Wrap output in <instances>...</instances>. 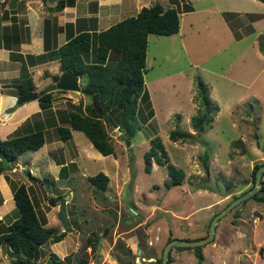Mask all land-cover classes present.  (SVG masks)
<instances>
[{"label": "rangeland", "instance_id": "rangeland-1", "mask_svg": "<svg viewBox=\"0 0 264 264\" xmlns=\"http://www.w3.org/2000/svg\"><path fill=\"white\" fill-rule=\"evenodd\" d=\"M26 1L31 2L22 0L19 5H25ZM4 2L0 0V6ZM67 2L72 4L75 0ZM154 2L164 7L173 5L172 2L180 8L191 6L194 13L183 12L176 34L148 36L143 79L149 103H139L142 117L136 116L140 128L133 136L124 137L119 126L105 123L113 154L101 155L81 131H74L72 140L60 141L59 149L47 152V146L59 140L57 128L69 126L64 123L67 112L80 103L91 104L92 100L80 90L53 91L51 109L32 116L31 124L4 138L41 130L38 116L43 113L50 116L46 124L49 119L53 121L44 132L46 145L40 151H26L18 156L17 166L0 175V184L7 183L11 192L7 177L27 185L35 211L45 227L61 226L57 215L61 202L65 204L70 224L64 230L67 238L73 236L75 244L66 255L70 257L68 262L63 259L61 264L81 261L82 264H119L127 259L131 263L134 260V264H155L147 259L153 256L156 260L161 256L168 237L192 241L207 236L212 218L234 197L255 186L251 177L254 164L264 163V53L259 50V45L264 43V13L259 22L253 20L264 12V3L258 0H142L145 6ZM111 20L112 24L117 21ZM100 26L104 28L105 23L102 21ZM73 27L71 23L68 25V35L73 34ZM14 58L20 60L21 56L14 55ZM85 60H95L94 47ZM47 75L46 72L43 76L35 74L39 84L37 92L51 83ZM199 80L204 82L209 94L208 109L213 121L205 132L196 134L191 118L204 111ZM17 81L18 78L10 83ZM84 84L85 78L80 77L81 89ZM3 88L4 93H17L16 84L14 91ZM172 130L196 134L197 140L173 141L169 137ZM3 132L0 131V139ZM154 137L163 144L169 161L183 170L180 185L166 188L164 183L171 180L166 165L158 166L152 160L151 172L144 170L143 155ZM51 144L55 146L54 142ZM28 171L40 181L32 180ZM63 172L67 173L64 182ZM99 172L108 176L105 190L97 189L88 180ZM261 178L264 181V174ZM52 196L58 199L56 206L49 205ZM258 196L264 197V190ZM1 201L0 195V206ZM4 201L14 205L7 196ZM13 208L14 212L6 214L8 207H0V232L6 231V226L18 216L15 205ZM134 237L140 241L146 260H142L138 249L130 247ZM100 238L103 248L96 258ZM119 242L130 249V255L124 254L126 248L119 249ZM40 250L42 256L49 255L48 243L40 246ZM201 251L203 264H264V201L249 198L233 207L218 220L213 240L202 246ZM171 255V264H197L191 247L172 248ZM20 258L7 243L0 246V264H19L16 261ZM39 262L49 264L50 257L41 261L39 258Z\"/></svg>", "mask_w": 264, "mask_h": 264}, {"label": "trees", "instance_id": "trees-1", "mask_svg": "<svg viewBox=\"0 0 264 264\" xmlns=\"http://www.w3.org/2000/svg\"><path fill=\"white\" fill-rule=\"evenodd\" d=\"M67 1L57 0L56 4L49 8V11L57 12L62 10L66 5L71 4ZM258 1L264 3V0ZM172 3L176 4V2ZM189 11H192L191 6H186L185 8H180L177 5L175 7H164L154 2L149 6H143L135 16L125 17L99 32L81 31L75 36L68 35L69 39L67 42L55 50L51 58L59 59L61 72H72L78 77L85 78L81 93L85 97L90 98L92 102L90 105L85 106L80 103L75 106L76 108L73 111L67 112V121H64V123H68L69 126H59L57 128L59 139L67 141L72 137L71 130L81 131L101 155L107 156L114 153V147L106 132L105 123L112 127L119 126L125 134L124 137L133 136L136 129L140 128L136 122V116L139 114V103L140 101L149 103L143 79L148 36L150 34H176L180 27L179 14ZM262 15L257 14V17L253 20L260 19ZM239 37L237 36V38ZM93 47L95 60L86 61L85 56H88ZM259 47V50L264 53V43H261ZM59 76V74H54L52 81L56 82ZM203 85L204 82L199 80L198 87L204 111L201 115L191 118V125L196 134L205 132L207 127H211L213 121V114L208 109L210 103L209 94ZM34 91H36V87L32 77L24 68L16 84V95L19 97ZM52 100V92L38 97L37 101L41 111L44 112L51 109ZM98 109L100 112H98ZM118 114L119 116H117ZM140 117L142 116L140 115ZM25 124H28V121L21 127ZM196 134L189 135L178 130H172L169 137L173 141L190 140L195 142L197 140ZM44 143L43 129L30 130L15 137L0 139V175L6 170H12L16 167L15 161L18 156L26 151H37ZM150 144L149 149L143 155L144 170L147 173L151 172L152 160L158 166L166 165L168 175L171 178L170 182L164 183L166 188L180 185L184 177L183 170L177 168L169 161L167 152L159 138H152ZM258 144L260 145L259 142ZM261 148L263 149V147ZM204 156L207 157L208 154L205 153ZM263 164H254L251 171L253 183H255L257 169ZM62 167L64 168L65 166L62 165ZM28 175L32 180L38 181V178L32 176L29 171ZM88 180L97 189L105 190L108 176L103 172H99L89 176ZM7 181L12 188L18 216L6 226V231L0 232V246L7 243L11 251L21 255V258L16 263L42 264L39 261L34 262L32 260L34 246L37 243L59 242L66 236L67 231H60L54 227H45L35 211L28 187L23 183L18 184L15 181H11L8 177ZM261 182L262 187L259 191L262 192L264 190L262 178ZM259 191L250 198L264 201V197L258 196ZM57 201V197L52 196L49 198V205L56 206ZM242 202H245V200ZM173 239L175 238L168 237L167 242ZM88 243L90 245V239ZM119 243V249L120 247L122 249L126 248L123 242ZM139 246L141 248V245ZM172 248L184 250L189 247ZM191 248L194 249L197 264H203L202 246ZM126 249L124 254L126 256L130 255V249ZM171 250L168 256V264H171L173 260ZM39 253L41 257L40 248ZM161 258L162 254L155 260V264H161ZM63 259L68 262L70 257L65 256ZM63 259L60 260L56 255L51 254L49 264H61ZM82 263L81 261L78 264ZM119 264H134V260L132 263L128 259L123 262L119 261Z\"/></svg>", "mask_w": 264, "mask_h": 264}, {"label": "crops", "instance_id": "crops-1", "mask_svg": "<svg viewBox=\"0 0 264 264\" xmlns=\"http://www.w3.org/2000/svg\"><path fill=\"white\" fill-rule=\"evenodd\" d=\"M4 1V4L0 6V131H4L1 139L9 136L15 130L21 129V126L27 121L31 124V120L29 121V119L41 112L37 100L25 102L17 106L18 96L9 94L6 91L4 93L3 87H5L7 91H14V86L18 83L20 72L23 68H25L29 75H31L37 89H39V84L35 80V74L37 76L42 74L43 76V73L46 72V74H48L47 76L51 79L54 74L61 75L63 72L60 71V61L57 58L52 59L51 55L69 39L67 29L70 23L74 26L72 29L73 34H70L71 36H75L84 30H90V33L92 30L99 32L112 25L111 19L116 18V23L125 17L135 16L139 10L145 6L142 3V0H75V2L66 5L60 11L50 12L49 8L54 6L55 0H31V2L26 1L23 6L19 5L22 0ZM169 6L175 7L176 5L169 4L166 7ZM193 11L194 9L192 8V11L189 12L194 13ZM263 13L264 12L258 14ZM179 15H183V12ZM263 18H261V20ZM102 21L105 23L104 28L100 26ZM259 21L260 19H257L254 22ZM5 40L8 41L9 45ZM14 55H20L21 59L14 58ZM42 56H45V58L41 60H33L36 57L38 58ZM17 78L18 81L16 83H10L17 80ZM51 83H53V81H51ZM51 83H48L47 86ZM46 113L38 116V123L43 127L42 129L44 132L47 125H53L51 119H49L51 123L49 122L46 124V119L50 117H46ZM74 131L76 130H71L72 137L69 140H72ZM60 141L62 140H53L52 142L55 143V146L52 147L51 142L47 146V152H52V149H59L57 146L62 145V142ZM46 143L45 139L43 146H45ZM91 146L93 145L91 144ZM67 162L68 161H66L65 165H67ZM56 164L58 165V163H54V166H56ZM63 175L65 178L61 179L62 182L67 180V173L63 172ZM39 181L38 178V181L35 182L37 183ZM0 185V195L2 198L0 207L7 206L9 210L5 209L6 214H10L11 212H14L12 209H14L13 207L15 203L12 205L9 201V204L7 202L5 204L4 200L6 196L9 197V200H13L12 192L7 183H1ZM5 193L7 195H5ZM47 227H54L58 230L60 229V231L64 230L61 226L53 224L48 225ZM67 234L68 233H66L63 240L59 242H48L49 255L39 257L40 261L43 259L47 260V258L51 256L50 254L56 255L60 260L63 259L71 250L70 248H72V245L75 244L73 236L67 238ZM133 239L134 242H132L130 247L136 248V250L140 249L142 260H146L143 256L142 245L141 248L139 246L140 241L137 240V237H134ZM128 245L129 243H127V246ZM147 260L150 262L155 261L153 256L148 257ZM42 264L45 263L42 262Z\"/></svg>", "mask_w": 264, "mask_h": 264}, {"label": "water", "instance_id": "water-1", "mask_svg": "<svg viewBox=\"0 0 264 264\" xmlns=\"http://www.w3.org/2000/svg\"><path fill=\"white\" fill-rule=\"evenodd\" d=\"M80 90H81V87L79 85V77L75 73H72V72H63L59 76V79L56 82H53L50 85L46 86L42 91H40V92L34 91V92H29L25 95H20L17 99V106H19L20 104H23L25 102L37 100L38 97H40L46 93H49V92H53V91L80 92ZM95 106L97 108L96 104H95ZM98 112H100L99 109H98ZM263 173H264V164L261 165L255 173V186L253 188H251L250 190L244 192L243 194H241L240 196H238L234 200H232L224 208L223 211L219 212L218 214H216L212 218L210 225H209L207 236H205L199 240L187 241V240L173 239V240L167 242V244L165 245L163 252H162L161 264H168V256H169V252H170L172 247L204 246L207 243L211 242L214 238V232H215V228H216V224H217L218 220L222 216H224L227 212H229L233 207H235L236 205H238L242 201L250 198L251 196H253L255 193H257L261 189V187H262L261 177H262ZM68 197L69 196L66 197V200ZM57 219L60 221L63 229H65L69 225L67 209H66V206L63 202H61V205L59 206ZM101 241H102V238H100V240L96 246L97 257L99 255V252L101 249V243H100ZM42 244L37 243L33 248V259L32 260L34 262L39 260V256H40L39 248ZM140 252H141L140 249H138L137 253L140 254ZM19 264H23V263H19Z\"/></svg>", "mask_w": 264, "mask_h": 264}, {"label": "built area", "instance_id": "built-area-1", "mask_svg": "<svg viewBox=\"0 0 264 264\" xmlns=\"http://www.w3.org/2000/svg\"><path fill=\"white\" fill-rule=\"evenodd\" d=\"M2 2H4V0H1ZM67 93H71V91H66ZM68 97H71V95L68 94ZM1 219V216H0ZM87 251H90L91 248L89 246L86 247Z\"/></svg>", "mask_w": 264, "mask_h": 264}, {"label": "clouds", "instance_id": "clouds-1", "mask_svg": "<svg viewBox=\"0 0 264 264\" xmlns=\"http://www.w3.org/2000/svg\"><path fill=\"white\" fill-rule=\"evenodd\" d=\"M66 92V91H65ZM44 245V244H43ZM40 257V256H39ZM39 261V260H38Z\"/></svg>", "mask_w": 264, "mask_h": 264}, {"label": "flooded vegetation", "instance_id": "flooded-vegetation-1", "mask_svg": "<svg viewBox=\"0 0 264 264\" xmlns=\"http://www.w3.org/2000/svg\"><path fill=\"white\" fill-rule=\"evenodd\" d=\"M96 258H97V256H96Z\"/></svg>", "mask_w": 264, "mask_h": 264}]
</instances>
